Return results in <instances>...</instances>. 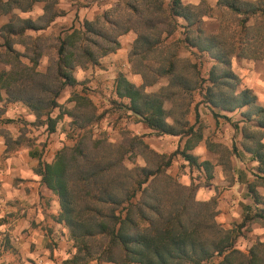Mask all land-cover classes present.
<instances>
[{
  "label": "trees",
  "instance_id": "obj_1",
  "mask_svg": "<svg viewBox=\"0 0 264 264\" xmlns=\"http://www.w3.org/2000/svg\"><path fill=\"white\" fill-rule=\"evenodd\" d=\"M37 1L0 0V15L11 14L13 9L29 11ZM216 3L234 15L236 23L220 25L215 33L206 34L197 6L184 5L181 0H169L167 5L163 0H120L94 21L59 34L54 60L45 72L37 70L44 36L31 40L30 57L14 50L13 44L16 40L24 44L28 32L46 30L54 16L41 17L37 22L15 17L0 28V101L24 105L40 126H46L48 134L55 132L61 114L53 117L52 113L59 107L57 99L62 91L77 85L75 68L97 64L99 58L119 49L121 36L133 33L136 38L128 58L142 83L135 87L123 75L117 76L116 97L128 101L122 108L156 135L198 139L186 120L174 119L172 125L167 122L176 103L171 104L173 112H167L164 104L175 95L199 91L213 118L231 123L240 132L242 153L257 163L253 175L264 184V109L250 89H240L241 79L232 71L234 58L264 63V0ZM178 29L184 36L180 42L190 55H204L211 61L205 78L199 77L191 60L184 68L178 67L175 43L167 42ZM161 52L165 55L157 60ZM26 57L28 65L21 62ZM162 79L165 86L146 91ZM90 106L86 101L87 108L78 114L84 120L79 126L76 123L83 132L78 142L62 148L51 162L40 164L36 170L43 185L57 197V222L67 228L73 242L75 254L69 264H264L255 248L248 254L235 248L247 224L256 219L264 221V203L255 182L247 185L248 194L256 206L263 207L244 210L241 223L226 229L216 221L214 198L197 201V186H182L166 173L173 158L180 155L190 168L202 167L211 179L209 163L199 164L189 154L194 148L192 142L188 140L182 150L170 155H159L135 139L143 149L146 165L118 170L120 160L92 156V149L99 145L89 140L85 131V122L94 117ZM236 111L241 118L237 123L223 114ZM232 151L237 155L234 145Z\"/></svg>",
  "mask_w": 264,
  "mask_h": 264
},
{
  "label": "crops",
  "instance_id": "obj_2",
  "mask_svg": "<svg viewBox=\"0 0 264 264\" xmlns=\"http://www.w3.org/2000/svg\"><path fill=\"white\" fill-rule=\"evenodd\" d=\"M182 1L185 4H198L200 0ZM48 12L43 0H39L32 5L29 11L22 12L19 9H13L11 14L0 15V18H6L0 24V28L15 17L37 22L41 17H46ZM54 23L55 18L46 30L38 33L28 32L26 39L33 40L37 36L46 35ZM69 29H66L65 32ZM135 38L133 33L125 34L118 40L120 49L117 53L103 57L93 66L84 69L76 67L73 76L77 84L88 79L90 85L99 84L101 89L110 88L115 96L116 78L121 74L129 83L139 87L142 83L141 76L136 73L128 58ZM31 49L30 47V52ZM21 59L27 65L29 64L28 57ZM38 63L40 62L38 61ZM232 71L241 79L240 89H250L256 96L257 104L264 109V63L234 58ZM158 87H162V85ZM157 89L148 88L146 91L155 92ZM3 101L5 102V100ZM122 101L124 104L128 103L127 100ZM171 106L164 104V109L169 112L172 109ZM187 108L186 122L189 127H193L194 134L199 137L198 139H195L194 136L185 137L184 146L188 140L192 142L194 148L189 154L195 157L199 164L209 163L208 170L211 179L207 178L202 167L192 169L209 181L210 184L206 189L209 194H212L210 197L215 195L217 187H219V191L225 187L220 198L229 197V205L235 208L234 210L243 206L242 215L248 208L263 207L261 204L256 206L248 194L247 185L255 180L253 174L257 163L250 161L249 155L242 153L240 132L235 130L231 123L221 119L216 121L212 116V109L202 102L199 92L197 99H193ZM223 114L231 118L233 123L241 120L239 111ZM18 119H24L23 121L30 123L34 120V116L21 104L7 103L6 109L0 115V128H8V125L4 123L5 120L15 121L13 124L18 126L21 124L17 121ZM168 123L172 125L173 120L172 124ZM242 125L243 123H239L240 127ZM163 136L172 139L170 141H176V143L181 138L180 136ZM44 137H50V140L54 139L53 134H48L47 131L40 139L42 140ZM233 141H235L234 144ZM220 142H230L232 146L234 145L237 148V155H229V161L224 160L215 149L213 150V147L215 148ZM262 143L264 144V139ZM58 145L53 142L47 146L49 152L46 155H44L45 153L41 155V152L36 155L35 148L31 149L26 146L7 150L5 140L0 135V264H69L68 261L75 254L73 242L70 240L66 228L57 222L60 213L57 197L43 185L41 176L36 173L40 164L51 162L52 153ZM257 187L256 191H258ZM201 192L203 193V189ZM257 193L264 201L262 192ZM209 199L211 198L207 197L205 200ZM89 264L106 263L91 262Z\"/></svg>",
  "mask_w": 264,
  "mask_h": 264
},
{
  "label": "rangeland",
  "instance_id": "obj_3",
  "mask_svg": "<svg viewBox=\"0 0 264 264\" xmlns=\"http://www.w3.org/2000/svg\"><path fill=\"white\" fill-rule=\"evenodd\" d=\"M241 1L247 2L255 0ZM43 2L49 10L47 17L54 14L55 23L51 26L49 32L44 35V42H40L42 56L39 58L40 63H38L37 68L40 72H44V70H46L50 65V62L54 60V47H56V38L59 34H62L61 36H63V32H65L66 29L73 27L79 28L85 21H94L104 11L112 9L118 5L120 0H43ZM163 2L164 5H167L169 0H163ZM182 3L187 5L183 1ZM188 5L197 6V11L199 14L203 15L201 18V28L206 34L215 33L220 25L233 26L236 23V17L221 6L217 5L216 0H200L198 4ZM5 19L6 18L4 17L0 18V24H2ZM179 23L181 24L182 21H179ZM183 38L184 36L182 30L178 29L175 35L167 41L175 43L177 56L179 57L178 67L184 68L187 61L191 60V64H194L196 66V70H198L199 77L205 78L206 73L212 64L211 61L204 55H190V52H188L184 48V45L180 42ZM24 41V44H22L20 43V40H16L13 44V48L21 54L30 57L32 56V52H30L32 41L28 38ZM1 42L2 41H0V43ZM93 50L96 51L95 49ZM118 50L114 53H117ZM164 55V52L158 54L156 56L157 60L160 56ZM102 58L103 57L99 58V60ZM156 58L154 57L153 59L156 60ZM21 62L27 65V63L22 59ZM88 66L93 65L80 64L77 67L84 69ZM0 68H2L1 64ZM165 83L166 80L162 79L158 84L152 87V89L158 88L157 90H159L161 87L158 86H164ZM198 92L199 91H195L190 95L178 94L174 96L173 100H167L165 102L167 106H171L172 103H176L174 112L172 111L173 109L169 110L173 113L170 114V118H168L167 121L172 124V120L174 119L181 120L180 122L187 120L188 111L186 112V105L188 102H192L193 99H197ZM115 96L112 94V90L110 88L101 89L99 84L90 85L88 79H86V81H81L80 84H77L73 88H65L57 99L59 107L53 111L52 116L55 117L60 114L61 116L57 122L55 132L51 133L53 134L54 139L50 140V137H44L42 140L40 139L42 135H45L46 126H40V122H36L35 118L30 123L23 121L24 119H18L17 121L21 123L18 126L13 124L15 121L5 120L4 123L8 125V128H0V135L5 140L7 150H15L20 146H26L31 149L35 148L37 150L36 155H38L39 152H41V155L44 153V155H46V153L49 152L47 146L56 142L59 145L52 153L54 158L56 153L62 150V148L73 147L78 142L80 136L79 134H82L83 132L79 131L77 127L84 123V120L78 118V114H82L84 112V109L87 108H84V105L86 101H88L91 105L88 109L91 110L90 113H93L94 117L91 122H85V131L88 132L87 137H90L89 140L94 141L96 145H99L98 149H92V156L111 162H118L117 160H120L121 165L118 170L121 168L130 170L134 167H144L146 165L144 154L142 153L143 149L138 145L139 142L135 139L140 140L150 150L159 155H170L177 149L181 150L183 148L186 141L185 137H181L176 143V141H170L172 139L163 135H156L151 131H147L148 129L138 119L122 108V105L124 104L123 101L119 100ZM77 97L85 98L86 101L77 99ZM6 104L7 102H4L3 100L0 101V115H2L6 109ZM76 104L79 105V108L74 109ZM172 114L175 116H172ZM35 134L37 135L35 136ZM232 143L234 144L235 141ZM214 149L223 157L224 160L227 161H229V155L231 156L233 154L232 144L230 142H220L215 146V148L213 147V150ZM148 166L151 168L152 164H149ZM193 170L194 169H190L187 166L180 155H177L173 158L170 167L166 170V173L176 179V181L182 186H189L190 184L197 186V191L195 192V199L197 201H204L207 197L211 199L214 198L217 207L216 210H218L216 221L224 228L227 229L240 224L243 216V206H239L236 210H234L235 208H232V206L229 205V197L226 199L220 198L225 187H223V190L220 191L219 187H217L215 189V195L210 197L212 194H209V191L206 189L210 184L209 181H206L202 175L198 174L196 170ZM254 182L256 186L258 185L257 192H262L264 196V184H260L257 180H254ZM202 189L203 193L201 192ZM261 202L264 203L262 199ZM258 208H262V206H259ZM235 248L245 254H248L250 249L255 248L264 260V221L256 219L254 222L247 224L246 227L241 230V234L236 241Z\"/></svg>",
  "mask_w": 264,
  "mask_h": 264
}]
</instances>
